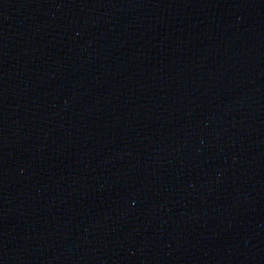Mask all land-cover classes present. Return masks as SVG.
Wrapping results in <instances>:
<instances>
[{
  "label": "water",
  "instance_id": "95a60500",
  "mask_svg": "<svg viewBox=\"0 0 264 264\" xmlns=\"http://www.w3.org/2000/svg\"><path fill=\"white\" fill-rule=\"evenodd\" d=\"M0 264H264V0H0Z\"/></svg>",
  "mask_w": 264,
  "mask_h": 264
}]
</instances>
